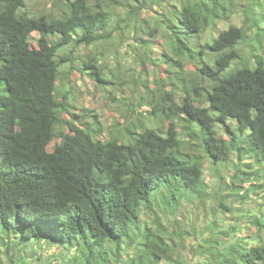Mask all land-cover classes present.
I'll return each instance as SVG.
<instances>
[{"label": "trees", "instance_id": "16d2710c", "mask_svg": "<svg viewBox=\"0 0 264 264\" xmlns=\"http://www.w3.org/2000/svg\"><path fill=\"white\" fill-rule=\"evenodd\" d=\"M50 1L55 8L46 11L38 2L0 0V253L14 264L17 252L24 261L32 247L42 251H34L37 259L48 257L40 264H53L45 249L58 244L77 249L58 264H264V242L253 243L259 236L247 228H262L257 214L231 223L235 238L228 246L221 240L230 231L218 219L208 228L221 237L195 245L190 237L199 239L205 229L180 207L209 187L205 170L221 187L230 178V189L219 192L229 219H236L237 203L264 191V0ZM231 13L244 14L243 27L231 25L200 50L202 57L209 50L214 64L192 53L185 61L177 57L172 77L183 78L184 89L141 83L147 111L168 122L164 132L145 127L136 133L146 126L138 117L104 139L96 113H85L93 120L81 122L74 98L58 96L73 69L101 87L111 83L98 52L77 55L78 47L119 39L139 22L138 43L147 47L168 35L185 55L178 30L200 35ZM247 22L255 30L249 39ZM234 61L236 68L225 74ZM64 65L69 69L62 73ZM194 75L203 82L194 85ZM124 98L137 113L131 96ZM197 140L201 153L192 155L186 146ZM233 160L240 165L230 174Z\"/></svg>", "mask_w": 264, "mask_h": 264}, {"label": "rangeland", "instance_id": "374dc122", "mask_svg": "<svg viewBox=\"0 0 264 264\" xmlns=\"http://www.w3.org/2000/svg\"><path fill=\"white\" fill-rule=\"evenodd\" d=\"M35 4L38 2V7L42 10L49 11V9L53 6L50 0H28ZM94 3L95 0H89ZM54 7V6H53ZM262 5L260 8L262 9ZM55 8V7H54ZM242 15V16H241ZM233 14L231 13L228 16L222 17L214 27V30L208 29L205 33L197 34L192 33L187 29L178 30V36L180 39L186 43L188 49L185 50L187 53L185 55H178V53L174 50L173 38L161 34L159 38L152 39L149 43V46L143 43H138L134 39L133 32L140 28V23L136 22L130 26V30L126 29L124 35H121L119 39H110L105 43H99L92 45L88 48H76L75 53L77 55H86L90 50H96L98 52V58L102 62L104 66V71L106 72L105 77L111 80V83L106 85L102 84V87L96 85L95 82L91 79V77L86 74L83 76L78 70L73 69V73L70 74V80L64 78L63 84L60 86L59 90V98L63 97V93L67 92L70 95V99L74 98L75 104L79 113V121L87 123L93 120L91 116H84V114H97L101 124L99 128V132L101 133L104 139L107 138L111 131L114 132L116 128L126 129L133 122L132 120H136L138 117L142 118V121L146 124V126H142L136 130V133L141 132L145 127L154 128L158 132L166 131L168 126V122L164 120L161 121L160 114H153L151 111H147V108H151L150 101L145 100L144 97V87H141L142 82H151L152 87L154 85L163 84L165 81L166 84L162 85L160 89L163 87L167 89L175 90L177 87L185 88L183 84V78L181 79H173V75L175 72L171 71L175 61H177V57L183 56L182 61L188 59V54L192 53L195 55V58L200 61L202 58L207 60L211 64H214V59L211 57V53L209 50L204 53L203 57L200 54L201 48L208 42H211L214 37H218L219 33L228 29L231 25H237L243 27L244 25V14ZM262 20L261 18H259ZM245 26L248 27V39L253 35V32L250 29V23H245ZM117 34V33H116ZM260 45L258 46V51L260 54L263 53V50L260 49ZM244 52H248V43L243 45ZM70 48H62L61 53L68 52ZM188 57H187V56ZM97 58V57H96ZM98 60V59H97ZM253 61L248 62L249 67H254ZM237 66L236 61H234L226 70L225 74L234 70ZM148 68V75L145 72V69ZM69 69L68 65H64L61 67L62 73ZM143 69V70H142ZM189 69V68H188ZM193 71L192 69H190ZM87 71L90 72L91 68H87ZM144 71V72H143ZM113 72V73H112ZM195 79V84L198 85L203 82V79L197 77V75L193 76ZM144 80V81H143ZM113 81H115L113 83ZM179 82V83H178ZM160 94H157L159 99ZM131 96L132 103L135 107L137 113H134L131 110V107L127 104L128 98ZM162 97V95H161ZM144 104L143 108L139 107V104ZM86 109L90 110L87 111ZM140 109V113H139ZM93 110V111H91ZM212 113H214L212 111ZM92 115V116H93ZM235 122V123H234ZM232 126L237 125L238 121L233 119L229 121ZM179 129H182V124L178 125ZM218 130L222 136L226 139L229 138L228 134L224 133L222 126L218 125ZM112 132V133H113ZM196 142L194 146H186V151L190 152L192 155L194 153H201V145L200 142ZM247 162L251 161V157L246 158ZM209 160V159H206ZM232 169L230 174H233L234 169L240 165L236 160L231 163ZM223 172H228L226 169H222ZM206 180L208 182L209 187L203 192L202 196L196 195L194 201L188 199L183 200V203L180 205L181 211L185 212L184 214L189 216L191 223H195L196 226L202 227L204 233L202 236L200 235L199 239H196L195 236L190 237L189 243H194L198 245L199 241H203L213 236L217 238L221 237L216 230H212L208 228V224L211 220L218 219L219 223H221L224 228L229 229L230 236L226 239L225 236L221 240L224 242L222 245L228 246L231 240L235 238V233L230 230L231 223L237 222L239 218H243L246 220L248 215L257 214L256 220L262 221V228H258V226L248 227L249 232L253 235L259 236L257 240L252 241L253 243L264 242V191L258 190L257 192H253L251 199L246 203H237L234 207L236 219H229L233 214L224 210L220 207L219 192H227L230 189V178L227 181H222V187L219 185L218 181H215L212 176L209 175L208 171L205 170ZM249 183L245 184L247 187ZM220 190V191H218ZM155 194L154 193L153 197ZM202 204L201 201H207ZM189 201V202H187ZM199 203V207L194 206V203ZM243 231L246 232V229L243 228ZM199 233V231H198ZM52 247V248H51ZM49 249H45V252L50 256V260L53 261V264L60 263L61 257L66 256L72 257L74 254H77V249L75 245H72L71 250H67L66 247L58 244L52 245ZM38 249H33L29 247L26 251V257L24 261L22 260L21 253L17 252L14 258V264H40L42 261L46 262L47 258L37 259V254L34 252ZM41 253V250H38ZM2 259H4V264H10L7 260L6 255L1 254ZM186 257L188 259H194V256L187 250ZM164 264V263H161Z\"/></svg>", "mask_w": 264, "mask_h": 264}]
</instances>
